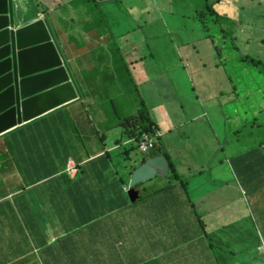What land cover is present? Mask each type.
<instances>
[{
    "label": "crops",
    "instance_id": "1",
    "mask_svg": "<svg viewBox=\"0 0 264 264\" xmlns=\"http://www.w3.org/2000/svg\"><path fill=\"white\" fill-rule=\"evenodd\" d=\"M36 1L44 7H49L50 12L59 16L58 19L49 21L86 98L90 94L87 93L84 82L92 83V98L87 100L91 107L93 105L107 108L110 105L114 108V102L120 99L118 95L125 93L131 97L137 96L139 87L150 83L146 72L145 48L177 46L179 50L184 51L185 48H196L210 40L209 35L198 36L193 32L198 30L196 22H200L199 15L203 12L197 9L201 8L199 6L193 9L162 10L152 8L143 1L141 8L96 9L95 14H91L90 9H83L74 14V9L59 8L75 4L77 0ZM118 1L120 0L113 2ZM152 1L155 4L168 5L170 1L175 0ZM209 2L214 4L213 8L219 13L233 17L240 0ZM206 3L208 0H204L205 5ZM32 10L36 9L27 12ZM140 11L142 18L138 16ZM86 12L89 13L87 16ZM35 13L39 16L33 17L32 21L20 17L24 23L22 25L30 24L42 15V12ZM157 23L165 28V32L156 31ZM57 29H61V35ZM164 41L166 44L163 46ZM83 60L87 65H91L90 70L86 71ZM81 103L80 100L69 105L65 111L49 114L19 127L22 129L0 137V180L3 183V186H0V264H26V256L12 250L27 248L28 245L32 246V243L39 245L41 249L46 248L48 244L38 242L37 236L48 240V223L63 239L60 245L52 250L56 263L60 262L59 257L66 254L76 257L87 254L82 251L86 249L88 255H92L91 237L86 228H82L85 218L82 210L78 209L79 203L75 196L78 193L90 194L96 190L97 185L101 183L102 174L107 182L108 178L112 181L109 184L111 188L116 186L113 173L127 171L126 166H121V162L127 163V154L131 156L134 166L140 165L141 159L131 153L133 144L129 143L121 126L124 119L134 118L138 113V103L134 100L126 114H116L120 121L106 116L94 120L92 116L91 123L82 115L81 122L90 128L86 131L85 138L82 127L75 124L79 118L76 111ZM169 107V103L153 107V116L164 127L167 123L163 121L160 113L163 112L164 117L170 119ZM73 126L78 130L79 136L72 135ZM92 130L94 145L90 136ZM121 144L126 145L125 148H119ZM106 154L112 158L118 155V158H113L112 162L99 161V169L96 172L104 171L103 173L92 174L91 182L72 187L74 181H68L65 177L69 159L82 160V164L90 165L94 163L90 161H96ZM86 171L95 172L92 166ZM122 176L124 178L125 175ZM116 190L119 189L116 187ZM217 193L220 197L213 196L208 203L201 202V209L210 230L225 225L229 220L227 210L236 204L235 200L231 201L232 196L225 193V188ZM164 194L167 195L131 210L139 215L142 226L146 228L142 238H133V244L141 239L158 240V244H153L146 259H143H152L153 262L146 264H217L215 255L208 249L207 242L201 238L198 224L186 207L183 197H186L185 193L179 188H174ZM223 198H229V205L226 207L223 206ZM108 199L111 201L112 197ZM28 212L31 213V219L27 215ZM240 212L242 214V210ZM122 219L129 224V218ZM4 238L7 240L4 241ZM107 246L108 241L99 250L105 259L110 261L112 252L109 254L102 251L103 248H108ZM158 249L161 254L157 253Z\"/></svg>",
    "mask_w": 264,
    "mask_h": 264
},
{
    "label": "rangeland",
    "instance_id": "2",
    "mask_svg": "<svg viewBox=\"0 0 264 264\" xmlns=\"http://www.w3.org/2000/svg\"><path fill=\"white\" fill-rule=\"evenodd\" d=\"M113 1L106 0L94 5V0H77L75 4L59 9H74V14L90 9L91 14H95V9L141 8L143 1L152 8L162 10L193 9L196 6L201 7L197 8L200 10L205 8L204 0H175L168 5L155 4L152 0ZM14 6L19 9L18 14L23 19H31L35 12H47L48 9L50 12L49 7H44L36 0H14ZM30 9L36 10L28 13L27 10ZM236 9L239 10L236 23L232 22L235 18L218 21L207 13L203 18L204 24L196 22L198 30L193 32L198 36L209 34L214 38L212 41L218 51L214 50L209 41L196 48H185L184 51L177 46L145 48V65L150 83L139 87L137 96L131 97L125 93L118 95L120 99L114 102V108L110 105L107 108L91 107L87 100L92 98V83L84 82L90 95L78 107L76 114L79 118L75 122L82 127L84 138L90 128L81 122L82 115L84 119L90 118L91 121L92 116L94 120L106 116L120 121L116 114H126L134 100L140 107L143 104L147 107L163 104L174 98L175 107L178 109V104L182 106L188 123L167 139L172 140L178 149L177 157L186 161L187 168L183 171L198 175L201 183L212 181L224 186L225 193L233 197L244 186L264 202V168H259L254 162L258 155L264 158V101L260 100V96L264 94V75L258 74L252 65L241 61L243 54L264 61V0H240ZM88 14L86 12V16ZM138 16L143 17L142 11ZM58 17L57 13H49L51 20ZM72 18L75 19L73 16ZM193 18L194 16L191 22ZM155 29L165 32L160 23L155 25ZM57 31L62 34L61 29ZM165 44L166 41L162 42L163 46ZM218 62L221 63V68L216 70ZM83 64L87 67L86 71L92 68L84 60ZM85 109L89 111L86 114ZM94 109L100 111H92ZM179 112L181 113L180 110ZM160 114L163 116L164 113ZM162 119L167 123L164 131L175 127L172 120L167 117ZM90 136L94 145L93 130ZM163 150L169 152L167 144ZM117 156L114 155L113 158H118ZM242 157L254 159L243 162ZM127 165L128 163L121 162L122 167ZM65 177L70 181L66 175ZM124 178L128 179V176L125 175ZM0 186H3L1 180ZM113 224L111 221V225ZM234 239L236 240V236ZM50 249L39 250L34 245H28L27 248L12 251L23 253L26 264H56ZM102 251L110 254L112 250L103 248ZM254 258H258L256 264H264L259 262L264 259V250L257 251L254 247L241 255L240 261L252 262ZM112 262H115L112 257L110 261L107 260L108 264Z\"/></svg>",
    "mask_w": 264,
    "mask_h": 264
},
{
    "label": "clouds",
    "instance_id": "3",
    "mask_svg": "<svg viewBox=\"0 0 264 264\" xmlns=\"http://www.w3.org/2000/svg\"><path fill=\"white\" fill-rule=\"evenodd\" d=\"M209 3L211 5V2ZM13 5H14V0H13ZM213 9L218 14V16L213 15L212 13H209L206 10V8H202L203 12L200 13L199 19L203 24H204L203 18L206 17L205 16L206 13L210 16L216 17L218 21H220L221 19L235 18L234 20H232V22L233 23L237 22L236 16H239V10H237L236 8H235L236 14L233 17L227 14L219 13L216 10V8H213ZM18 10L19 9H14V12L17 17L15 31L21 27L24 28L29 25H32L33 23L39 20L46 21L47 26L52 35V42L54 43V45L58 47L60 54L64 58L65 66L67 67L72 77L71 81H73V83L75 84V87L77 88L79 92V98L67 105H62L56 109H53L49 111L48 113L40 117H37L29 122L23 123L22 125L17 126L16 128H13L12 130L0 135V137L3 135L9 134L10 132H13L15 130L22 129L19 127H22L25 124H30L31 122H34L38 119L44 118L49 114H52L58 111H65L69 105H72L73 103H76L80 100L83 102V100L86 99L85 94H83L78 84V81L73 71L71 70L69 63L65 57L62 44L59 42L56 36V33L53 27L51 26V23L49 21L51 20L49 18V9L47 12L41 11L42 12L41 17L27 25H22L24 23L22 22L18 14ZM38 16L39 15L33 14L31 19H26V20L32 21L34 19L33 17H38ZM204 28H207V26H204ZM207 30H209V28H207ZM209 38H210L209 42H211V44L213 45L214 50L218 51L217 47L214 45V41H212L214 40V38H211L210 35H209ZM244 58L250 59L248 55L243 54L241 58L242 62H245L243 61ZM245 63H248V62H245ZM248 65H251V64L248 63ZM215 67H216V70H219L221 68V63L220 62L216 63ZM195 88L196 86L193 87L194 91H195ZM260 98H261L260 100L264 101V94L260 96ZM173 99L167 100L166 102L163 103V104L169 103L170 120H172L175 125L174 128L169 129L168 131H164V126H162V124L153 116V113H152V111L154 110L153 107L159 104L154 105V106H147V107L143 104L142 107L139 106V111L135 115L134 118L123 120V123L121 126L125 131L126 137L129 139V143L133 144L132 145L133 150L131 151V153L136 154L137 157L141 159L140 165L136 168V170L139 169L141 166H143L148 161L158 156H164L167 159L169 167H170V171H169L167 178H164L158 175L155 179L149 182L137 185L134 188L135 192L137 193V199L134 203H132L129 198L128 193L131 190L130 180H131L133 173L136 171L135 170L132 173V175L128 177L129 178L128 184L122 187V192L123 194H125L126 200L128 202L126 209H128L129 211L133 210V207L134 209H137L141 207L142 205L146 204L147 202H149L150 200L163 196L165 191L174 189V188H179L185 193L186 197L185 196L183 197L185 199L186 207L189 210V213L191 214V216L194 218L195 222L198 224L199 230H202L201 238L207 242V247L215 255L217 264H240L242 261H240V259H237L235 255H239L243 251L247 249L249 250L253 249L254 247L257 251L264 250V202H261L260 200H258V198L255 195L251 194L250 191L246 189V187L244 186L240 187V191L237 192V196L231 197V201L235 200L236 204L227 210V215L229 216V220H227L225 225H220L217 229L210 230V225L207 223L206 216L204 215V212L201 209L202 207L201 202L203 201V202L208 203L211 197L212 198L213 196L220 197V194L217 193V191L224 189V186L216 182L213 183L212 181L201 183L199 182L198 175L193 174L191 172L188 173L187 171H183L184 169L187 168V163L184 159L177 157V155L179 154L178 149L175 147L173 141L168 140L167 138L170 134L175 133L178 128L185 127L186 124L188 123V119L184 114L182 106H180L177 103L178 109L181 111L183 115L181 116V113L179 112L177 107H175L174 105ZM88 112H89L88 109L84 110L85 114ZM162 117H164V114ZM145 118H148L152 123V126L146 132H144L143 130V122H142V120ZM87 120H89L92 123L90 118H87ZM72 132H73L72 135L79 136V132L74 126H73ZM166 144L169 147V152H167L166 150H163ZM125 146L126 145L121 144L119 145V148L121 147L125 148ZM158 151H160L161 153L158 155H153V153L158 152ZM138 154H141L143 156L140 157L138 156ZM257 157H258V160L256 161L257 166L259 168H264V158H262L259 155ZM191 159L193 160V158ZM101 160H108L112 162L113 158L110 157L108 154H106L105 157H102L96 161H90V162H99ZM241 160H243L244 162L248 161L247 157H242ZM170 162L174 166L175 172L180 177V180L183 183V185L181 184V182H175L172 180V171H171L172 167H171ZM90 165L89 163L82 164V160L76 161L75 159H69L67 161L65 174L69 178L70 181H74V183H76L78 180L81 179L82 171H86V169ZM89 175L92 176V174H89ZM140 185L141 187L137 188ZM223 199H224L223 206L224 207L228 206L229 204H227V202L229 201V198H223ZM91 208H92V205L91 207L87 205V209H86L87 213L84 216L85 221L91 217V214H92ZM240 210H242V214ZM27 215L30 218L31 213L28 212ZM249 219H251L253 223L251 228H248L247 226ZM111 221H113L115 224L114 220H110L107 222V225L113 226L114 224L111 225ZM26 223H27V220H26ZM48 225L50 228V235L48 238L49 244L46 248L51 247L56 244H60L63 240L56 234V232L53 230V228L51 227L49 223ZM82 226H83L82 227L83 229L86 228V230L89 233V236L91 237V242H90V244H92L91 253H94L97 250H99L100 247L106 244L107 241L109 242L111 235L106 236L101 231H97L95 235H92V228L90 227V224L84 223ZM247 233L250 234V239L252 238L254 239L253 242H251L248 239ZM235 236H236V240L234 239ZM87 244H89V242H87ZM32 245H35V243H32ZM110 245L111 243L109 242V246ZM46 248H43V249L40 248L39 250H44ZM82 251L87 254H84L81 256H84L87 260L92 259V255H88L87 249L82 250ZM68 257L70 259H73L76 256L68 255ZM257 260L258 258H254L252 262L245 261V264H256L255 262H257ZM149 262H153V260L152 259L143 260L141 264H146ZM259 262L264 263V259H261Z\"/></svg>",
    "mask_w": 264,
    "mask_h": 264
},
{
    "label": "water",
    "instance_id": "4",
    "mask_svg": "<svg viewBox=\"0 0 264 264\" xmlns=\"http://www.w3.org/2000/svg\"><path fill=\"white\" fill-rule=\"evenodd\" d=\"M14 9L13 0H0V135L79 98L46 21L15 31ZM169 171L164 156L137 169L130 180L131 202L137 185L158 175L167 178Z\"/></svg>",
    "mask_w": 264,
    "mask_h": 264
},
{
    "label": "trees",
    "instance_id": "5",
    "mask_svg": "<svg viewBox=\"0 0 264 264\" xmlns=\"http://www.w3.org/2000/svg\"><path fill=\"white\" fill-rule=\"evenodd\" d=\"M103 1H97L94 0V5H97L98 3L105 2ZM206 10L209 13H212L213 15L218 14L213 9V5H210V3H206L205 5ZM251 58V57H250ZM243 61L250 63L252 66L255 67L256 72L258 74L264 75V61L257 58H244ZM143 122V130L146 132L151 126L152 123L148 118H145L142 120ZM70 146V143H69ZM161 152H155L153 155H158ZM109 155V154H108ZM112 157L111 155H109ZM252 157H254L252 155ZM127 163L128 165L125 167L127 171H116V174L113 173V178L115 180L116 186L111 188L109 184L112 183V181L108 178V182L105 180L104 175L102 174L100 176V184L97 185L96 190L92 191L90 194L87 193H78L75 198L78 199L79 207L78 209L82 210V214L86 215V209L87 205L91 207L92 205V214L89 219L86 221H83L82 223L90 224V227L92 228V235H95L97 231H101L106 236L111 235L109 242L111 243L108 248L112 250V258L115 260V262H120L121 264H138L142 262L143 259H146L147 254L149 253L150 247L153 244H158V240L156 238H150V239H141L138 240L136 244H133V238L136 239L142 238L144 236L143 231L146 229L142 226V222L140 220V217L137 213H133L132 211H129L126 209L128 202L126 200L125 194H122V187L126 186L128 184V179L123 178L122 174L127 175L130 177L132 173L136 170V166L132 164V159L129 154H127ZM248 161L254 158L247 157ZM258 160V157H256L255 161ZM81 161V160H76ZM107 161V160H102ZM244 162V161H243ZM171 163V162H170ZM94 167V171H85L81 173V179L78 180L76 183L72 185V187H75L83 182L92 181V176L89 174L97 175L99 173H103L104 171L96 172L99 169L98 162L92 163V165L88 167ZM171 171H172V180L175 182H181L180 177L175 172V168L171 163ZM110 172V171H107ZM89 173V174H87ZM183 185V183L181 182ZM116 187L119 189L116 190ZM141 187L138 186L137 188ZM167 195V194H164ZM112 197V200L110 201L108 198ZM134 210V207H133ZM113 215V216H112ZM122 217L129 218V224H126L123 222ZM110 220H114L115 224L113 226L107 225V222ZM253 225L252 220L249 219L248 221V228H251ZM29 226V225H27ZM123 228V229H122ZM200 234H202V230H199ZM248 239L253 242L254 239H250V234L247 233ZM37 241L41 242L42 244H49L48 240L44 239L40 235L37 236ZM61 242V241H60ZM97 242V241H96ZM60 244L53 245L51 247H48L46 249L53 250L56 247H58ZM38 249H40L39 245L35 244ZM44 249V250H46ZM249 249L243 251L239 255H235L237 259H240V256L246 252H248ZM158 254H161V251L157 250ZM54 258V257H53ZM60 262L56 264H108L107 260L105 259L104 255L100 252V250H97L96 252L92 253V259L87 260L84 256L81 257H74L73 259H70L68 257V254L65 256L59 257ZM113 262V264H115ZM157 264H167V263H160L157 262ZM240 264H245V261H242Z\"/></svg>",
    "mask_w": 264,
    "mask_h": 264
}]
</instances>
